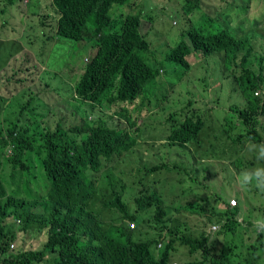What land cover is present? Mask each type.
I'll return each instance as SVG.
<instances>
[{"label":"trees","instance_id":"trees-1","mask_svg":"<svg viewBox=\"0 0 264 264\" xmlns=\"http://www.w3.org/2000/svg\"><path fill=\"white\" fill-rule=\"evenodd\" d=\"M181 1L191 29L167 56L171 77H176L180 66L187 71L194 68L192 57L199 58L197 63L207 67L214 63L219 73L215 81L231 85L244 101L242 106L231 107L230 115L223 118L225 124L217 119L218 136L214 135L213 121L199 112L182 117V110L171 115L162 145L193 155L199 154L196 147L203 148L200 140L212 147L215 140L223 145L224 135L236 155L244 151L249 140L264 143V71L253 69L264 63V55L256 50L254 37L258 29L252 28L264 29L263 14L262 23L250 18L248 0L230 3L242 6L237 14L223 5L216 11L214 7L206 10L204 0ZM144 4L146 0H0V15H12L2 28L20 26L22 40L35 30L43 37V47L36 50L37 60L44 58L45 46L55 44L61 48L63 40L64 44L80 47L95 43L96 48V53L85 59L73 87V100L90 113L80 118V124L65 129L61 120L50 115L43 118V133L37 139L32 125L20 119L5 124L0 119V264H232L236 248L228 242L212 239L203 231L178 246L175 232L149 216L160 219L170 214L182 219L174 214L182 209L197 212L209 221V215L216 217V211H220L225 235L239 237L237 240L245 245L238 232L242 226L239 218L242 216L246 223L247 210L241 205L231 206L221 196L169 203L159 190L147 186L148 181L137 187L109 174L94 178L115 157L138 171L167 169L168 177L171 172L181 173L169 170L172 167L168 162H148L156 150L152 145H157L151 140L146 144L148 154L126 158L138 146L139 133L148 130L136 119L139 114L148 116L143 92L148 84L157 83L160 73L147 63L152 55L150 30L142 32V14H134L136 7ZM35 40L29 44L32 49ZM11 42L9 55L0 56V68L18 62L24 50L19 40ZM5 45L0 42V51ZM30 58L24 53L17 71ZM44 64L50 66L48 56ZM231 68L233 73H227L226 69ZM65 69L52 72L60 74ZM26 70L35 81L30 68ZM43 103L50 107L48 102ZM190 106L191 100L186 108ZM236 130L241 134L234 137ZM234 156L232 165L238 162ZM258 163L264 164L249 158L244 166L252 169ZM4 168L11 169L10 179L5 178ZM250 186L243 189L258 194L259 190ZM214 203L226 207L218 209ZM238 203H242L240 198ZM17 222L21 224L19 229H13ZM33 231H41L46 242L35 249L12 253L10 245L16 234ZM221 233L224 235L223 230ZM245 246L250 247L237 254L236 264H264V233H258L255 242Z\"/></svg>","mask_w":264,"mask_h":264},{"label":"rangeland","instance_id":"rangeland-1","mask_svg":"<svg viewBox=\"0 0 264 264\" xmlns=\"http://www.w3.org/2000/svg\"><path fill=\"white\" fill-rule=\"evenodd\" d=\"M232 1L234 0H204V5L206 10L209 7H214L215 11L223 5L225 10L235 9L237 14L241 11L242 6H235L236 3L231 5ZM263 1L248 0L246 2L249 4L248 16L258 23L263 22ZM181 6V0H157L154 3L136 7L134 10V14H142L144 21L142 32L150 30L148 39L151 44L152 55L147 63L159 70L160 73L157 83L148 84L143 92L146 97L148 116L144 118L142 114H139L140 118L136 119L138 124L145 125L148 130L139 133L138 146L134 148L132 153L126 154L127 159H134L139 154H148L146 144L151 140L157 145L155 143L152 145L156 147V150L152 151L148 162L153 164L168 162L172 167L169 170L181 173L171 172L172 175L168 177L166 175L169 172L167 169H158V172L138 171L131 166L119 163L115 157L113 163L106 162L100 172L94 174V178L100 179L109 174L121 180V183L129 181L137 187H141L148 181L147 186H153V190L156 192L159 190L169 203L178 201L185 204L188 200L199 199L204 196L210 199L221 196L229 202L236 199L237 206L241 205L244 210H247L245 214L246 223L251 222L252 224L257 216L264 215V192L259 190L256 194L248 191L247 188L243 189L237 182L240 174L237 170H248L244 165L249 164V158H255L254 153H248L244 149L243 152L235 155L234 146L224 135L223 145H219L218 141L215 140L212 147L200 140V146L203 148L196 147L199 154L193 155L184 153L178 147L162 145L168 136L166 132L170 127L171 115H178L182 110L184 111L182 117L188 112L191 114L195 111L199 112L213 121L214 135L218 136L219 123L217 119L225 124L223 118L230 115L231 107L234 105L242 106L244 101L231 85L225 84L220 79L215 81V75L219 73L214 63L207 67L202 62L197 63L199 58L192 57V63H195L194 68L187 71L180 66L176 77H171L172 66L167 60V56L171 48L183 41L182 35H186L191 29ZM11 16V13L0 15V41L6 43L0 51V56L5 58L9 55L12 40L15 42L19 40L21 45H24V50L18 56V62L14 63L15 61H13L8 67L0 68V119L5 121V124L20 119L22 122L32 125L37 139L43 133V118L50 115L51 118L55 116L56 119L61 120L65 129L80 124V118H86L90 113L86 107L77 106L79 101L73 100V87L82 72L80 68L84 66L85 59L96 53L95 43L89 44L88 47H80L77 44H64L65 40H63L61 48L55 44L45 46L44 58L37 60L36 50L38 47H43V37L35 30L33 34L28 33V38L22 40L19 34L20 26L2 28V24L10 20ZM195 25L197 26L196 23H193L194 27ZM260 27L252 28L258 29L254 40L257 42L256 50L260 52L261 56V54L264 55V29ZM245 36L246 34L241 38H245ZM33 38L36 39L34 49L29 47ZM24 53H29L31 58L28 59L22 70L17 71ZM47 56L50 60V66L44 64ZM26 68H30L35 81L31 80ZM64 68L67 69L60 74L52 72L53 69L59 71ZM253 69L264 71V63L253 66ZM233 71L232 68L226 69L227 73H233ZM181 76H183V80L180 81ZM189 100H191V106L186 108ZM43 102H48L50 107ZM125 125L127 126V123ZM144 134H147L148 137H144ZM240 134L241 132L236 130L233 136ZM239 150L240 148L237 149V151ZM232 156L238 160L235 165H232ZM175 166H178L179 169L174 170L173 167ZM5 170L7 171L5 178L10 179L11 169L4 168L3 171ZM253 187L254 184L250 186V188ZM22 189L25 191L24 186ZM238 198L242 200L241 204L238 203ZM214 206L221 209L226 207V204L214 203ZM174 214L182 217V219L172 218L170 214L165 217L162 216L160 219H155L150 213L149 216L157 223L166 224L169 230L175 232V243L178 246L190 239L193 234L199 235L203 231L212 232V229L217 228L216 226L221 228L212 215H209V221L206 216L186 209ZM243 220L244 218L241 216L239 221L242 222V226L238 234L243 238V243L248 245L255 242L258 233L253 230L252 225H247ZM20 225V222H17L13 229H17ZM219 239L236 248L234 250L235 258L233 261L231 260L232 264L238 262L236 257L237 254H241L242 249H249L250 247L243 245L241 240H237L240 239L239 237L224 234ZM46 240L47 237L41 231L18 233L16 240L11 243V245H15V248L12 249L10 245V250L12 253H18L21 250L35 249ZM185 253H188V249ZM194 256L192 255V258ZM244 258L247 257L244 256Z\"/></svg>","mask_w":264,"mask_h":264},{"label":"clouds","instance_id":"clouds-1","mask_svg":"<svg viewBox=\"0 0 264 264\" xmlns=\"http://www.w3.org/2000/svg\"><path fill=\"white\" fill-rule=\"evenodd\" d=\"M156 1L157 0H146V4ZM245 149L250 153H254L255 159L258 162H264V143L257 144L249 140L245 144ZM237 182L242 188L254 184L258 190L264 191V164L258 163L256 167L242 171L238 176ZM233 201H236V204H233ZM230 204L237 206V200L233 199L230 201ZM130 226L134 227L133 223H131ZM252 227L257 233H264V215L257 216V218L252 221Z\"/></svg>","mask_w":264,"mask_h":264},{"label":"crops","instance_id":"crops-1","mask_svg":"<svg viewBox=\"0 0 264 264\" xmlns=\"http://www.w3.org/2000/svg\"><path fill=\"white\" fill-rule=\"evenodd\" d=\"M263 3H264V1H263ZM51 124V123H50ZM217 213H216V221L220 224V226H221V228L219 227V226H216L217 228L216 229H212V232H209V233H207L208 235H210L211 236V238L212 239H215V238H220V236H222L223 234L221 233V234H219V231L220 230H223V232H224V234L227 232L225 229H224V224H225V221H224V218L223 217H221V213H220V211H216ZM214 218V217H213ZM211 222H213V221H211ZM18 233H20V232H18ZM17 233V234H18ZM16 234V235H17ZM16 240V239H15ZM14 240V241H15ZM13 241V242H14ZM22 251H25V250H21V251H19V252H22Z\"/></svg>","mask_w":264,"mask_h":264},{"label":"built area","instance_id":"built-area-1","mask_svg":"<svg viewBox=\"0 0 264 264\" xmlns=\"http://www.w3.org/2000/svg\"><path fill=\"white\" fill-rule=\"evenodd\" d=\"M233 204H236V201H233ZM12 246V249H14L15 248V245H11Z\"/></svg>","mask_w":264,"mask_h":264}]
</instances>
